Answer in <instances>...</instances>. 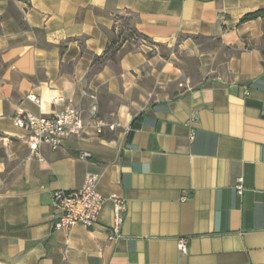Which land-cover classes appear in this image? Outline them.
Masks as SVG:
<instances>
[{
  "label": "crops",
  "instance_id": "obj_1",
  "mask_svg": "<svg viewBox=\"0 0 264 264\" xmlns=\"http://www.w3.org/2000/svg\"><path fill=\"white\" fill-rule=\"evenodd\" d=\"M262 8L0 0V264H264V22H240ZM67 106L114 128L38 159L13 117ZM87 173L103 198L126 200L116 240L108 200L93 228H53L52 193Z\"/></svg>",
  "mask_w": 264,
  "mask_h": 264
},
{
  "label": "built area",
  "instance_id": "obj_2",
  "mask_svg": "<svg viewBox=\"0 0 264 264\" xmlns=\"http://www.w3.org/2000/svg\"><path fill=\"white\" fill-rule=\"evenodd\" d=\"M145 43L144 40H140ZM246 93L247 90H244ZM28 100L37 105L41 100L35 95H28ZM52 104L63 101L61 97H50ZM16 127L26 132L24 143L31 154L40 159L39 151L47 146L52 151H57L63 142L72 137H79L88 127L94 129L96 134H101L107 126L101 122L92 125L85 123L82 111L74 107H64L51 116L33 115L25 112H18L13 117ZM113 129L114 125L107 126ZM193 136L190 134L189 139ZM82 154L81 159L88 157ZM99 175L87 173L84 176L80 188L74 190H56L52 193V210L54 214L53 228L55 230L68 231L73 226H82L91 229L95 226L98 216L106 200L113 206V222L110 228V240H116L120 236V229L127 211L126 200L117 195H110L108 199L103 198L97 191ZM243 179L238 177L235 180L234 189L238 195L243 193ZM176 247L181 254L187 250V241L179 238Z\"/></svg>",
  "mask_w": 264,
  "mask_h": 264
},
{
  "label": "trees",
  "instance_id": "obj_3",
  "mask_svg": "<svg viewBox=\"0 0 264 264\" xmlns=\"http://www.w3.org/2000/svg\"><path fill=\"white\" fill-rule=\"evenodd\" d=\"M258 18L262 19L263 22H264V8L256 10V11H254L252 13L245 14L241 18L240 22H245V21L254 20V19H258ZM129 35L131 37H134V38L137 37L138 38V36L134 32H130ZM117 42H118L117 40H113V42L111 44H115ZM263 45H264V34H263ZM262 55H263V58H264V48L262 50Z\"/></svg>",
  "mask_w": 264,
  "mask_h": 264
}]
</instances>
